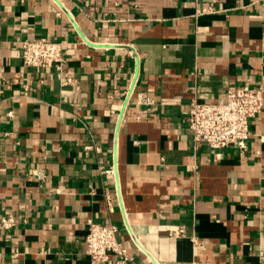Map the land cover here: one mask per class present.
Here are the masks:
<instances>
[{"label":"crops","instance_id":"1","mask_svg":"<svg viewBox=\"0 0 264 264\" xmlns=\"http://www.w3.org/2000/svg\"><path fill=\"white\" fill-rule=\"evenodd\" d=\"M46 36L75 87L24 65L17 40ZM137 67L150 102L124 112ZM263 74L264 0H0V264H116L86 253L90 218L135 264H264V109L244 153L187 126Z\"/></svg>","mask_w":264,"mask_h":264},{"label":"built area","instance_id":"2","mask_svg":"<svg viewBox=\"0 0 264 264\" xmlns=\"http://www.w3.org/2000/svg\"><path fill=\"white\" fill-rule=\"evenodd\" d=\"M65 40L46 37H29L17 40V46L24 65L40 69H54L62 85L75 87V80L68 70V51ZM132 52V50H131ZM139 55L137 54V57ZM140 72L133 71L129 85L120 91L123 96V111L129 108L137 94L139 103H149V96L138 91ZM76 91V88H74ZM264 109V74L254 84L235 85L228 89L224 103L200 101L193 97L187 110V126L195 151L207 145L211 151L234 146L244 153L254 133L252 120ZM113 169L106 170L112 173ZM108 200L110 196H107ZM17 215L12 212L0 216V225L5 230L14 228ZM184 236L186 230L179 227L172 232ZM120 228L114 222H96L88 219L84 237L86 253L95 262L114 259L116 264H135L134 256L120 238ZM194 239V238H193ZM196 241V239H194Z\"/></svg>","mask_w":264,"mask_h":264}]
</instances>
